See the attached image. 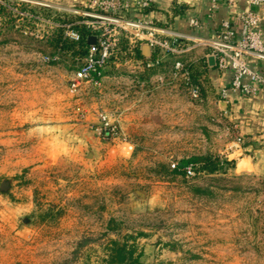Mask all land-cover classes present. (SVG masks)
<instances>
[{
	"label": "rangeland",
	"instance_id": "1",
	"mask_svg": "<svg viewBox=\"0 0 264 264\" xmlns=\"http://www.w3.org/2000/svg\"><path fill=\"white\" fill-rule=\"evenodd\" d=\"M0 6V264H101L125 237L148 264H264V177L172 168L229 160L235 136L205 92L194 98L172 74L143 85L132 64H113L101 87L72 93L83 59L49 45L63 29L25 27V14L77 30L88 1ZM102 110L118 137L99 136Z\"/></svg>",
	"mask_w": 264,
	"mask_h": 264
},
{
	"label": "built area",
	"instance_id": "2",
	"mask_svg": "<svg viewBox=\"0 0 264 264\" xmlns=\"http://www.w3.org/2000/svg\"><path fill=\"white\" fill-rule=\"evenodd\" d=\"M90 12L85 13L88 20L83 24L89 30L87 40L88 55L82 60L80 66L69 80V88L72 93L79 94L85 86L99 88L103 84L106 70L110 61L114 59V65L120 66L131 61H137L134 56L135 48L146 44L151 54L144 60L138 61L144 70L165 69L167 58L171 55H179L184 52L183 44L185 36L179 33H170L156 24V20L150 13L156 5V0H87ZM248 10L237 14L236 20L225 19L209 39H197V45H205L211 49L209 58L219 71L229 72L230 82L220 89L222 101H227L231 93L255 97L264 93V71L252 63V59L264 62V28L261 21V10H264V0H245ZM213 0V8H215ZM29 21L49 23L51 29H63L65 38L78 42L81 35L72 25H67L44 17L25 14ZM190 27L201 28L199 18L192 17L189 20ZM129 39V53L122 51L121 36ZM95 43L92 44L91 40ZM157 52L158 57L153 59ZM209 58L207 65H209ZM172 75L182 77L186 85L191 89L194 98L201 95V87L192 82L190 72L181 61L175 63ZM162 80V78H161ZM78 112L85 117L84 111L78 108ZM99 136L105 140L119 136V126L115 124L109 114L102 110L98 113ZM237 143L242 145L244 139L237 137ZM173 164L172 168L176 169ZM185 175H195L192 166L184 169Z\"/></svg>",
	"mask_w": 264,
	"mask_h": 264
},
{
	"label": "crops",
	"instance_id": "3",
	"mask_svg": "<svg viewBox=\"0 0 264 264\" xmlns=\"http://www.w3.org/2000/svg\"><path fill=\"white\" fill-rule=\"evenodd\" d=\"M214 1L215 8L213 0H156V5L150 13L151 17L162 29L185 36L184 52L169 56L166 61L168 67L162 73L144 70L138 62L140 59L128 64L139 69L134 77L143 85L153 78L161 80L172 74L171 71L178 61L183 62L185 66L190 64L197 66L202 72L197 85L201 87L202 94L205 92L209 100H212L210 102L213 104L212 107L218 108L220 116L225 121L224 128L227 133L232 131L235 136V139L233 137L225 143L226 157L235 162L234 172L253 173L264 177V93L255 97L231 93L227 101H222L220 89L229 84L231 75L229 72L217 70L210 61L209 65H206L211 49L195 42L197 39L211 38L225 19H232L239 25L236 16L239 12L248 10V5L245 0ZM260 14L264 28V10H261ZM192 17L199 18L201 28L190 27L189 20ZM139 48L145 58L150 56L151 51L146 44H141ZM252 63L264 71V62L253 58ZM143 74L146 75L147 81L142 80ZM119 114L121 119L126 118L122 106L119 107ZM238 136L244 139L242 145L236 141Z\"/></svg>",
	"mask_w": 264,
	"mask_h": 264
},
{
	"label": "trees",
	"instance_id": "4",
	"mask_svg": "<svg viewBox=\"0 0 264 264\" xmlns=\"http://www.w3.org/2000/svg\"><path fill=\"white\" fill-rule=\"evenodd\" d=\"M33 12H37L33 10ZM7 13V9L4 6H0V16ZM41 13L45 16H49L50 12L48 10H42ZM39 13V14H41ZM32 21V20H31ZM29 21L26 26H29L31 29H34V24ZM59 23H63L64 20L57 19ZM78 32L81 35V39L78 42L69 40L68 38H65L63 35V32L59 31L56 32L51 38L48 39L49 45L56 51V52H70L74 56H79L80 58L84 59L88 55V40L87 36L89 35V30L86 28V26H82L77 28ZM1 31V30H0ZM120 47L122 51L129 53L130 50V43L126 35L121 36V44ZM134 52V56L136 59L144 60L145 57L142 54V51L140 48H135L132 50ZM157 52L153 54V59L157 58ZM114 63V59L110 61V66ZM207 65V64H206ZM202 66V65H200ZM204 66V65H203ZM168 67L167 64H165L166 70ZM188 71L190 72L191 80L196 82L202 75V72L200 69L193 65H187L186 66ZM108 68V69H109ZM198 68V69H197ZM161 71V70H160ZM159 70H152L151 73H161ZM145 74L142 76V80L147 81L145 78ZM199 163V171L205 172L207 174H218L225 171L226 169H232L234 168V161H229L227 159H222L218 156H208V157H199L194 158L190 161H185L176 167V171L183 173L185 175L184 169L188 166H192L193 170H195V164ZM195 172V171H194ZM101 264H148L144 258V254L142 252H138V247L136 244L130 243L129 237H125L122 241L120 240H112L110 242V245L108 246L106 250V255L102 258Z\"/></svg>",
	"mask_w": 264,
	"mask_h": 264
},
{
	"label": "water",
	"instance_id": "5",
	"mask_svg": "<svg viewBox=\"0 0 264 264\" xmlns=\"http://www.w3.org/2000/svg\"><path fill=\"white\" fill-rule=\"evenodd\" d=\"M91 43H92V44H94V43H95V40H94V39H92V40H91ZM148 48H149V47H148ZM210 62H211V64H213V65H214V62H213V60H212V59H210Z\"/></svg>",
	"mask_w": 264,
	"mask_h": 264
}]
</instances>
